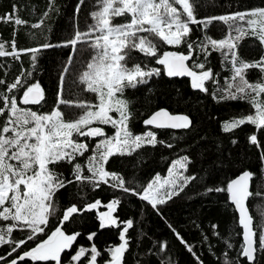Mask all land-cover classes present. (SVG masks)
Here are the masks:
<instances>
[{
	"label": "snow or ice",
	"instance_id": "obj_1",
	"mask_svg": "<svg viewBox=\"0 0 264 264\" xmlns=\"http://www.w3.org/2000/svg\"><path fill=\"white\" fill-rule=\"evenodd\" d=\"M83 3L84 0H79L77 14ZM201 6L199 0H96V10L89 13L92 23L84 30L77 27L73 38L65 42V46L70 45L74 50L77 45L81 46V51L91 50L90 60L82 65L79 84L84 85L83 91L94 95L95 102L84 99L72 104L65 100L64 76H61L57 99L47 112L42 111L47 104L45 90L38 80L33 82V72L41 50L56 45L44 43L38 47L17 49L13 39L9 45L11 50H8L0 41V57L20 61L22 54H30L31 61V71L21 68L11 82L0 77V248L7 246V252L0 254V264H62V255L72 251L81 235L78 231L69 233L66 222L101 206V201L95 199L81 202L79 206L70 202L61 210L57 193L70 185L90 186L93 190L107 185L137 196L158 211V206L179 196L196 179L185 175L191 163L188 156L171 163L167 178L162 179L158 174L145 186L130 187L122 174L106 167L114 156H131L145 144L153 147L164 144L157 140L154 131L134 134L129 127L132 113L129 101L124 98L125 90L146 85L161 74L160 68H148L146 63L133 57L131 53L134 51L146 58H154L156 64L164 67L168 77H190L194 90L214 95L218 102L247 101L250 105L248 114L225 121L222 131L254 126L256 133L251 134L249 140L260 147L258 134L264 130V7L198 18ZM47 17L46 11L31 27L41 28ZM117 18H123V22L114 23ZM0 20L12 21L17 26L28 23L18 15L10 14ZM215 22L226 26L222 38L208 35V29ZM193 25L201 32L200 37L193 38ZM29 35L35 39L33 34ZM247 37L255 38L260 45L258 59L246 60L241 55L240 44ZM160 45L177 50H161ZM213 53L219 54L221 66L227 68L229 76L221 77L214 71L209 60ZM130 60L135 61L131 66ZM4 68L5 65L0 64V71ZM250 70L259 73L255 81L248 78ZM208 82L217 85L215 93L206 86ZM61 105L76 107L80 114L75 119H65ZM144 124L158 129H190L193 126L188 115H173L167 110L156 111ZM104 126H110L114 133L108 135ZM92 140L96 143L91 155L81 164L78 158L89 152ZM165 146L173 147L171 143ZM261 156L264 161V149ZM62 163L71 166V178L56 171ZM253 177L251 171L245 170L225 186L208 189L209 192L228 194L238 210V226L242 228L239 252L235 258L231 257L234 244L225 241V250L220 254L222 264H240L241 258L246 264H260V258L264 256V225L254 228L253 216L246 205L253 195L249 190ZM120 204L119 197L113 198L104 205L107 211L99 213L101 228H121L120 243L105 249L108 259L102 260V264H126L125 254L130 248L128 233L133 229L134 221L118 220L114 213ZM260 217L264 220V213ZM53 218L58 223L49 227ZM217 227L212 226L213 230ZM172 231L192 254L196 264H204L193 251L194 246L175 229ZM14 233H23L24 236L17 238ZM214 234L220 235L215 231ZM95 235L92 232L87 239L92 241ZM165 249L166 242L159 250ZM102 255L95 243L90 247L77 245L68 264H97ZM170 261L169 257L161 264H170Z\"/></svg>",
	"mask_w": 264,
	"mask_h": 264
},
{
	"label": "trees",
	"instance_id": "obj_2",
	"mask_svg": "<svg viewBox=\"0 0 264 264\" xmlns=\"http://www.w3.org/2000/svg\"><path fill=\"white\" fill-rule=\"evenodd\" d=\"M78 3L79 0H54V3L53 0H0V17H4L5 14L18 15L28 21L27 24L17 26L12 21L0 20V41L5 43L8 50H11L9 45L13 39L17 49L38 47L44 43L56 45L41 50L36 62V71L33 72V82L36 80L40 82L45 90L46 100L48 76L51 66L58 60L57 55L63 49L64 44L61 40L67 26L76 18L83 21L85 26L92 23L89 13L96 9L93 7L87 14H77ZM199 3L202 6L198 8V18L264 7V0H199ZM50 4L53 9L51 11H49ZM46 11L48 17L45 18L44 25L39 29H33L31 25L37 23ZM121 22L123 18L114 21V23ZM191 27H193V38L200 37L201 32L198 28L194 25ZM225 32L226 26L221 22H215L208 29V35L213 38H222ZM29 34H33L35 39ZM160 48L168 51L177 50L166 45H160ZM89 51L90 56H83L79 63L80 73L82 65L91 58L92 53L90 49ZM239 51L246 60L258 59L261 55L260 45L253 37L245 38L240 44ZM65 55L67 56L66 53ZM131 55L146 63L148 68H160L161 74L154 76L146 85L138 86L134 90H125L124 98L129 101V109L132 113L129 127L134 134L154 131L157 140L163 141L164 144H157L155 147L145 144L131 156H114L106 165L107 169L122 174L130 187L145 186L158 174L167 175L174 160L188 156L191 163L185 175L195 176L196 179L192 180L179 196L158 206V211L137 196L125 194L107 185H101L93 190L90 186L74 184L60 190L56 199L61 210L70 202L79 206L81 202H91L95 199L101 201L98 209L77 215L73 221L66 222L65 228L69 233L78 231L81 235L73 245L72 251L62 255V264H68V258L75 252L77 245L90 247L92 243H95L103 254L102 257H98V263L102 264V260L108 259L105 249L120 243L121 228H101L98 217L100 212L107 211L104 205L116 197L121 199V204L114 215L119 221L127 219L134 221V227L128 233L130 248L125 254L126 264H161L162 260L169 257L170 264H196L192 254L186 250L185 245L180 242L172 229H175L188 244L194 246L193 251L204 264H222L223 257L220 254L225 250V241L234 244L230 256L235 258L243 239L242 228L238 226V214L226 192H209L208 189L225 186L243 171H251L254 177L249 208L254 218V227L264 225V220L260 217V214L264 213V161L261 156V150L264 149V130L258 134L259 148L249 140L250 135L256 133L254 126L244 125L231 132L222 131V124L225 121L241 114H248L250 105L247 101L218 102L214 95L194 90L190 79L168 77L164 67L156 64L154 58H146L135 51ZM209 60L214 71L221 77L230 75L226 67L222 68L219 54L213 53ZM133 62L135 61L130 60L129 65L131 66ZM0 64L5 65L4 70L0 71V77L8 82L19 74L21 68L31 71L30 54H22L20 61H14L12 57H0ZM5 73H7L6 77ZM80 73L74 75L75 84L78 85H80ZM248 78L250 81L258 79V71L250 70ZM223 83L222 79L221 86ZM206 86L215 93L217 85L208 82ZM78 89L76 88V92ZM161 108H166L172 113L188 115L193 126L182 130L146 126L144 120ZM78 115L73 112L67 114L66 119H75ZM104 127L108 135L114 133V129L110 126ZM95 143L96 140L89 142V152L85 153L84 157L78 158V162L85 163ZM168 143L173 147H166ZM70 170L71 166L63 163L56 168V171L69 178H71ZM56 223L58 221L53 218L49 227H53ZM213 225L218 227L213 230ZM214 231L219 232L220 235H215ZM92 232L96 235L92 241H89L87 236ZM13 235L17 238L24 236L23 233ZM205 236L208 239H203ZM165 242L167 249L160 251V246ZM29 244L35 246L32 242ZM6 252L7 246L0 248V254ZM240 264H246V260L241 258ZM260 264H264V256L260 258Z\"/></svg>",
	"mask_w": 264,
	"mask_h": 264
},
{
	"label": "rangeland",
	"instance_id": "obj_3",
	"mask_svg": "<svg viewBox=\"0 0 264 264\" xmlns=\"http://www.w3.org/2000/svg\"><path fill=\"white\" fill-rule=\"evenodd\" d=\"M95 3L96 2H94V0H84V3L80 7L79 13L87 14L89 10L94 7ZM77 27L80 30H84L86 28L85 23L76 18L69 23L65 30L64 37L61 40L64 44V46L62 47L63 49L57 55L58 60L51 66V70L48 76L47 104L42 108V111H49L52 105L55 103L61 76H64L63 98L65 100L69 101L72 104H75L76 102L84 99H91L93 102H95L94 95L83 91L84 85L75 84L76 78L74 77V75H78L80 73L79 63L81 62L83 56H90L89 49L81 51L80 45H77L76 50H74L70 45L65 46V42L73 38L74 32ZM64 53H66L67 56H64ZM65 68L68 69L67 72L64 71ZM76 88H79L78 92H76ZM60 107L65 113V119L67 114L73 112L80 114V109L76 107H69L65 105H61ZM167 176L168 174L160 177L163 179L167 178Z\"/></svg>",
	"mask_w": 264,
	"mask_h": 264
},
{
	"label": "water",
	"instance_id": "obj_4",
	"mask_svg": "<svg viewBox=\"0 0 264 264\" xmlns=\"http://www.w3.org/2000/svg\"><path fill=\"white\" fill-rule=\"evenodd\" d=\"M186 77V76H185ZM186 78H188V79H190V81H191V78L190 77H186ZM159 110H167L170 114H173V115H186V114H183V113H172L170 110H168V109H166V108H161V109H158L157 111H159ZM156 112V111H155ZM155 112H153L152 114H154ZM151 114V115H152ZM151 115H149L146 119H148ZM190 118V117H189ZM145 119V120H146ZM191 119V118H190ZM144 120V121H145ZM149 127H151V128H155L154 126H152V125H148ZM156 129H158V128H156ZM173 130H182V129H173ZM238 176V175H237ZM236 176V177H237ZM235 177V178H236ZM234 179V178H233ZM252 181H253V179L250 181V191L252 192ZM249 199H250V197L248 198V200L246 201V205H247V207H248V210H249V213L251 214V211H250V208H249ZM231 202V201H230ZM234 206V205H233ZM235 207V206H234ZM235 210H236V212H237V214H238V216H239V213H238V210L235 208ZM252 215V214H251ZM253 225H254V218H253ZM255 228V227H254ZM97 264H99L98 262H97Z\"/></svg>",
	"mask_w": 264,
	"mask_h": 264
}]
</instances>
